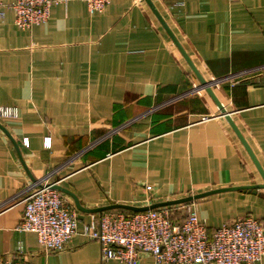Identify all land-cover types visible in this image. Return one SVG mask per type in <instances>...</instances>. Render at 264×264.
<instances>
[{
    "label": "crops",
    "instance_id": "obj_1",
    "mask_svg": "<svg viewBox=\"0 0 264 264\" xmlns=\"http://www.w3.org/2000/svg\"><path fill=\"white\" fill-rule=\"evenodd\" d=\"M150 1L264 172V0ZM13 18L6 9L0 19V106L18 110L0 119V259L101 264L99 243L84 234L98 212L87 209L223 188L186 205L208 233L244 216L264 231V189L234 188L262 176L145 0H111L93 13L82 0L59 2L25 30ZM48 172L78 219L55 253L16 229L22 190ZM139 264L153 259L142 253Z\"/></svg>",
    "mask_w": 264,
    "mask_h": 264
},
{
    "label": "built area",
    "instance_id": "obj_2",
    "mask_svg": "<svg viewBox=\"0 0 264 264\" xmlns=\"http://www.w3.org/2000/svg\"><path fill=\"white\" fill-rule=\"evenodd\" d=\"M68 0H14L0 3V19L5 10L13 12L19 29H30L46 22L51 7ZM88 10L102 12L111 0H82ZM234 1V0H230ZM16 107L0 106V119L17 117ZM206 118V117H205ZM45 147H50L46 137ZM23 144L28 146L25 138ZM48 172L22 190L24 210L18 231L32 232L45 253L64 248L76 232L77 209L66 195L53 187ZM146 191L151 186H145ZM126 210V209H124ZM108 209L91 214L84 234L99 243L100 263L114 259L124 264H139L140 255L148 254L153 264H253L264 257V231L260 221L244 216L226 221L208 233L205 222L186 204L162 206L144 211L125 212ZM186 210V213H184ZM178 212L185 214L179 219ZM20 253V251H18ZM0 264H29L25 260L0 259Z\"/></svg>",
    "mask_w": 264,
    "mask_h": 264
},
{
    "label": "water",
    "instance_id": "obj_3",
    "mask_svg": "<svg viewBox=\"0 0 264 264\" xmlns=\"http://www.w3.org/2000/svg\"><path fill=\"white\" fill-rule=\"evenodd\" d=\"M145 1L149 5V7L152 10L153 14L156 16L158 21L161 23V25L165 29L166 33L169 35L171 40L174 42L176 47L179 49L180 53L182 54V56L184 57L186 62L189 64V66L191 67L193 72L201 80V82H202L201 86L202 87L199 88V89H206V91L212 96V91H211V88H210V84L206 83L204 81L203 77L198 73V71H197L196 67L194 66L193 62L190 60L189 56L187 55V53L185 52V50L183 49V47L181 46V44L177 40L176 36L171 31V29L168 27V25L166 24V22L164 21V19L160 15V13L157 11V9L155 8V6L152 4V2L150 0H145ZM213 99H214V97H213ZM214 101L217 104V106L220 108V110L223 113L225 119L228 121V123H230V125H232V127L235 130V132L237 133V135H239L242 143L244 144L248 154L250 155L252 161L254 162L255 166L257 167V169H258V171H259V173H260V175L262 176V179H263V184H260V185L241 186V187H234V188L235 189H240V190H248V189H250L253 192H257L256 190L258 188H263L264 189V172L262 171L258 161L256 160L254 154L250 152V150H249L250 148L246 145V142H245L244 138L239 133L238 129L235 127V125H234V123L232 121V118L230 116V113L227 112L223 108V106L219 103V101H217L216 99H214ZM53 187H55L56 189H58L60 191H63V192L67 193V191L64 188H62L60 185H53ZM224 190L225 189L223 188V189L211 190V191L204 192V193L191 194V195H188V196L180 198V199H172V200L152 203L150 205H145V206H134V205H129V204L113 203V204H110V205H107V206H104V207L95 208V209H87V210L89 212H101L103 210L118 208V209H126V210H131V211H144V210L154 209V208L162 207V206H170V205H176V204H181V203L192 202V201H194L196 199H199L202 196H206L208 194L215 193L217 191H224Z\"/></svg>",
    "mask_w": 264,
    "mask_h": 264
},
{
    "label": "rangeland",
    "instance_id": "obj_4",
    "mask_svg": "<svg viewBox=\"0 0 264 264\" xmlns=\"http://www.w3.org/2000/svg\"><path fill=\"white\" fill-rule=\"evenodd\" d=\"M203 79H204V78H203ZM204 81H205L206 83H210V81L208 82L206 79H204ZM184 213H186V210H184ZM177 214H178V216H180V217H182V216L185 215V214H181V212H178Z\"/></svg>",
    "mask_w": 264,
    "mask_h": 264
},
{
    "label": "trees",
    "instance_id": "obj_5",
    "mask_svg": "<svg viewBox=\"0 0 264 264\" xmlns=\"http://www.w3.org/2000/svg\"><path fill=\"white\" fill-rule=\"evenodd\" d=\"M188 203H190V202H188ZM188 203H184V204L187 205ZM121 210H124V209H121ZM124 211H125V212H128V213L131 212V211H129V210H124ZM175 216H177L179 219L183 218V217L178 216V214H176Z\"/></svg>",
    "mask_w": 264,
    "mask_h": 264
}]
</instances>
